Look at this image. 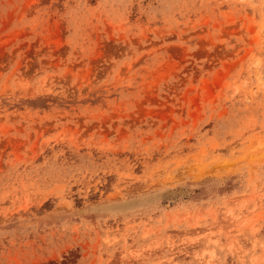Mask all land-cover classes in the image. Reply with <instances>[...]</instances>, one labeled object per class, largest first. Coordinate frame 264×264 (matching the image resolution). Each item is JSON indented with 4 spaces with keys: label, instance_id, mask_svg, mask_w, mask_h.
<instances>
[{
    "label": "rangeland",
    "instance_id": "374dc122",
    "mask_svg": "<svg viewBox=\"0 0 264 264\" xmlns=\"http://www.w3.org/2000/svg\"><path fill=\"white\" fill-rule=\"evenodd\" d=\"M0 264H264V0H0Z\"/></svg>",
    "mask_w": 264,
    "mask_h": 264
}]
</instances>
